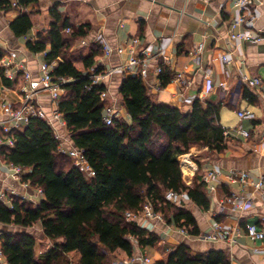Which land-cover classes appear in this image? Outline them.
Returning a JSON list of instances; mask_svg holds the SVG:
<instances>
[{"label": "trees", "instance_id": "trees-1", "mask_svg": "<svg viewBox=\"0 0 264 264\" xmlns=\"http://www.w3.org/2000/svg\"><path fill=\"white\" fill-rule=\"evenodd\" d=\"M39 1L18 0L21 15L10 24L16 35H25L33 27V10L26 9ZM1 4L6 11L13 8L9 0H1ZM51 13L54 20L49 28L27 45L34 53L46 50V61L58 62L55 75L71 80L65 85L59 110L71 141L83 150L95 174H83L60 150L55 129L47 120L32 117L23 130H15V146H2L0 155L5 162L26 168L23 179L41 188L44 198L35 205L13 196L12 206L0 199V223L30 228L39 224L53 245L41 259L32 232H2L6 262L0 260V264H111L119 250L132 256L135 243L155 247L161 235L127 217V212H137L147 200L168 224L185 227L189 235H200L194 213L183 202L167 200L166 193H186L201 208H210L200 168L192 184H187L179 156L189 153L194 145L224 149L219 105L205 107L197 98L186 111L155 99L143 78L121 76L117 94L131 120L120 117L106 125L103 110L108 101L100 96L104 86L92 85L88 72L77 68L70 57L75 43L90 34L92 24L74 26L56 7ZM68 28L71 30L66 33ZM5 54L0 48V59ZM102 54L103 45L93 44L83 60L84 67H95L96 57ZM0 76L7 85L20 89V77L10 80L1 70ZM173 76L171 69L164 67L159 75L162 85L168 87ZM244 91L245 97L254 96L248 88ZM156 264H231V260L225 249L195 252L182 242Z\"/></svg>", "mask_w": 264, "mask_h": 264}, {"label": "crops", "instance_id": "crops-1", "mask_svg": "<svg viewBox=\"0 0 264 264\" xmlns=\"http://www.w3.org/2000/svg\"><path fill=\"white\" fill-rule=\"evenodd\" d=\"M9 1L13 8L6 11L0 0V48L9 50L13 59L24 63L35 77L40 75V63L44 58L42 52H31L27 43L30 40H39L40 32L49 28L54 20L51 11L56 7L64 16L70 18L74 26L87 22L92 24L90 34L79 39L70 54L77 68L83 72L92 70L84 67L83 60L89 55L93 44H107L117 48L128 46L133 36H141L145 45L167 48L172 61L171 69L184 72L192 81L181 99L169 91L168 87L158 90L153 87L158 83L155 70L157 63L152 62L149 81L153 85L150 90L155 99L163 103L177 104L186 111L192 108L193 101L197 98L205 107L210 103L219 105L220 123L225 130L230 131L225 135L224 149L219 151L210 146L194 145L189 153L179 156L187 184H192L199 168L201 174L208 170L218 172L212 180L215 189H207L210 208H201L186 193L173 202L185 203L197 218L201 233H210L217 224H222L236 230L238 241L233 245L221 239L204 241L196 236L184 235L164 222L141 217L140 224L156 231L162 239L155 247H141L137 244L134 254H145L156 262L173 247L185 242L195 252L225 249L231 264H264V239L255 240L246 233L247 224H257L264 228V204L261 195L251 185L233 183L230 180L233 169L248 171L251 181L264 176V0L246 10L247 15L256 16L253 25L262 35V39L256 42L230 39V20L239 12L231 6L229 0H40L26 9L33 10V27L22 36L16 35L10 26L21 15V8L16 7L18 0ZM68 32L70 31H66ZM199 49L201 50L198 51ZM226 54L229 55L230 62L223 60V55ZM127 58V52L119 54L114 50L108 57L103 54L97 56L95 66H116ZM245 75L260 77L263 84L256 88L251 87L243 81ZM120 78V74L112 78L111 90L118 98L122 117L130 121L131 117L117 94ZM245 88L254 95L250 99L244 96ZM21 98L18 86L7 85L0 76V102L9 101L16 106ZM39 102L47 112L54 108L46 92L40 94ZM240 110H246L250 115L241 118ZM243 131H247L248 135ZM184 156L189 158L188 172L183 166ZM7 165L0 155V192L17 188L21 192H27L36 202L44 198L34 187L24 188L10 178ZM233 192L251 197L252 205L244 211L233 209L227 201ZM0 231L13 233L22 231V228L0 223ZM41 231L44 235L42 228ZM49 248L50 246L43 248L39 254L37 246V256L42 254V259L51 249ZM113 262L141 264L131 263L129 255L121 250L117 252Z\"/></svg>", "mask_w": 264, "mask_h": 264}, {"label": "built area", "instance_id": "built-area-1", "mask_svg": "<svg viewBox=\"0 0 264 264\" xmlns=\"http://www.w3.org/2000/svg\"><path fill=\"white\" fill-rule=\"evenodd\" d=\"M229 1L231 6L239 12L230 20V39L233 41L255 42L262 39L261 33L256 30L253 25V21L256 16L247 15L246 10L251 5L257 6L261 4L263 0ZM70 30V28L67 29V31ZM114 50H116L119 54L127 52L128 58L116 66L97 65L87 73L92 85L104 86V88L100 90V96L103 100L108 101L103 110V120L106 125H113L117 118L122 117L121 110L118 106V98L115 94H112L110 85L112 78L116 74H120L122 78H126L131 75L139 76L145 80L146 84L150 88L153 85L149 81V70L152 62H156L157 66L155 67V70L158 74V83L153 87H156L158 90H163L167 87L162 85L159 75L163 72L164 67H169L170 69L172 68V61L170 59L168 49L162 46L153 47L149 44L145 45L144 39L141 36H133L130 39L128 46H118L117 48H113L107 44H103V55L105 57L110 56ZM200 50L201 49L198 51ZM42 54L44 59L40 63L41 72L39 77H35L32 71L24 63L13 59L9 50H6V54L0 59V70L6 78L15 80L20 77V91L22 94L19 105L13 106L9 101L0 102V147H14L15 138L13 133L15 130H23L29 124L30 118L32 117L43 118L54 127L56 139L60 144V150L72 158L74 165L78 167L83 174L88 177L93 176L95 171L87 163L83 150L76 147L71 141L66 120L59 110L60 100L66 92L65 85L71 80L63 76L55 75L54 69L56 67V63L46 61V50L43 51ZM223 60L230 62L229 55H223ZM171 71L174 73V76L172 83L169 86H172L173 84L175 85L176 90L174 94L175 96H178V99H181L184 97L185 90L189 88L192 81L188 79L182 71L172 69ZM243 81L249 86L255 88L263 84V80L260 77H251L247 75L243 76ZM44 92L49 94L52 101L54 108L51 112H47L39 102V96ZM249 115L250 113L246 110L239 111V116L241 118ZM229 132V130H225V135H228ZM243 133L248 135L247 131H243ZM7 164L9 172L8 175L10 178L19 182L24 188H29L30 186L32 187L30 182L23 179L24 174L28 171L26 168L13 163ZM217 173V171L208 170L203 174V180L206 182L207 189L209 191H213L215 189V185L212 180L216 177ZM230 180L233 183L237 182L243 185H251L254 191L261 195L262 203L264 204V176L259 177L255 181H251L248 171L233 169L231 170ZM34 188L40 195H43V190L41 188ZM182 195L183 194L179 195L173 191H168L166 193V198L169 201H174ZM13 196H19L25 201L33 202L35 205L40 203V200L36 202V199L34 200L31 198V195L27 192H21L17 188H12L9 192H0V199L11 206ZM227 201L233 209L240 211L247 210L252 205L251 197H246L236 192H233L228 197ZM127 217L130 220H137L139 224V219L141 217L149 220L154 219L159 222H164L184 235H189V232L185 227H177L173 224H168L165 221L164 215L160 211H156L153 204L149 200H147L143 207L137 212H127ZM1 233L2 232L0 231V236ZM246 233L255 240L264 239V228H260L257 224H247ZM237 237L238 234L235 229L226 227L222 224H217L214 230L210 233H201L196 236V238L204 241H217L220 239L226 240L231 245L238 241ZM1 242L2 239L0 237V260L2 262H6V258L1 250ZM131 258V263L156 264L150 256H146L145 254H133Z\"/></svg>", "mask_w": 264, "mask_h": 264}, {"label": "rangeland", "instance_id": "rangeland-1", "mask_svg": "<svg viewBox=\"0 0 264 264\" xmlns=\"http://www.w3.org/2000/svg\"><path fill=\"white\" fill-rule=\"evenodd\" d=\"M145 204V203H144ZM20 228H22V231H29V232H32L36 237H37V239H38V244H37V246L39 247V254L42 252V249L43 248H46L47 246H50V248L52 247V245H53V242L51 241V240H49V239H47V238H45V236L44 235H42L41 234V226L39 225V224H37V225H34V226H32L31 228L30 227H20ZM137 244L135 243V248L138 246H136ZM49 248V249H50ZM48 250V249H47ZM38 254V256H39V258H40V256L42 255H39ZM133 256V255H132ZM132 256H129V259H130V261H131V257ZM114 260V259H113ZM111 264H114V262L112 261V263Z\"/></svg>", "mask_w": 264, "mask_h": 264}, {"label": "bare ground", "instance_id": "bare-ground-1", "mask_svg": "<svg viewBox=\"0 0 264 264\" xmlns=\"http://www.w3.org/2000/svg\"><path fill=\"white\" fill-rule=\"evenodd\" d=\"M188 163H189V158H188V156H184V157H183V166H184V169H185L186 172H188V170H189V165H188Z\"/></svg>", "mask_w": 264, "mask_h": 264}, {"label": "water", "instance_id": "water-1", "mask_svg": "<svg viewBox=\"0 0 264 264\" xmlns=\"http://www.w3.org/2000/svg\"><path fill=\"white\" fill-rule=\"evenodd\" d=\"M168 90L171 91V92H175V85L173 84L172 86H169L168 87Z\"/></svg>", "mask_w": 264, "mask_h": 264}]
</instances>
